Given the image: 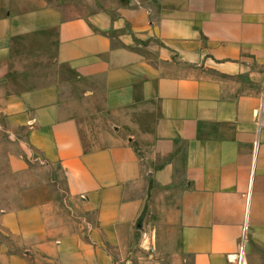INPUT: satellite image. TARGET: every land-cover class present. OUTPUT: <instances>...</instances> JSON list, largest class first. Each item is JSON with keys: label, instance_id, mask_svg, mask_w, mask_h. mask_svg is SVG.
Instances as JSON below:
<instances>
[{"label": "crops", "instance_id": "0c3cea01", "mask_svg": "<svg viewBox=\"0 0 264 264\" xmlns=\"http://www.w3.org/2000/svg\"><path fill=\"white\" fill-rule=\"evenodd\" d=\"M137 238L264 264V0H0V264H120Z\"/></svg>", "mask_w": 264, "mask_h": 264}, {"label": "rangeland", "instance_id": "374dc122", "mask_svg": "<svg viewBox=\"0 0 264 264\" xmlns=\"http://www.w3.org/2000/svg\"><path fill=\"white\" fill-rule=\"evenodd\" d=\"M59 2V4H62V1H72V0H57ZM92 2H96L98 5H104V6H109L112 4H116L118 2V0H91ZM69 6H71V9H75V11H84L85 9H88V7H85L86 5L84 4H77V3H73L71 2L69 4ZM84 7V8H82ZM71 10V11H72ZM71 14H75L73 12H71ZM52 180L54 182L55 185V192H56V198L57 200L61 203V205L63 206V208L65 209V212H68L70 215H73V217L76 219L78 217L76 209L74 208V206L72 205L71 202L68 201L67 195H66V189H65V184H64V180L63 177L61 175V173L59 172V169L57 167H53L52 168ZM81 215V214H80ZM147 228L148 229H152L154 226V223H148L147 224ZM140 239H135V243L133 245H131L130 247V252L124 255H119L118 256L115 255L116 258H118V260H120V258L125 259V260H120V264H174L173 263V259L169 258L168 256L165 255H159L157 254V252L155 253H150L149 252V248L148 246L146 248H142L140 249L138 246V241ZM146 241V240H145ZM146 245V244H144ZM151 256V257H150Z\"/></svg>", "mask_w": 264, "mask_h": 264}, {"label": "built area", "instance_id": "2783aa9c", "mask_svg": "<svg viewBox=\"0 0 264 264\" xmlns=\"http://www.w3.org/2000/svg\"><path fill=\"white\" fill-rule=\"evenodd\" d=\"M246 228L243 230L245 232ZM244 242L240 245L238 253L233 257L232 262L234 264H243L244 263Z\"/></svg>", "mask_w": 264, "mask_h": 264}]
</instances>
